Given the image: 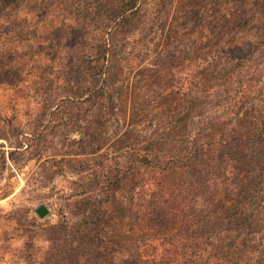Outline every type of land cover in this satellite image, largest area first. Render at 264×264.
Listing matches in <instances>:
<instances>
[{
	"label": "rangeland",
	"instance_id": "1",
	"mask_svg": "<svg viewBox=\"0 0 264 264\" xmlns=\"http://www.w3.org/2000/svg\"><path fill=\"white\" fill-rule=\"evenodd\" d=\"M109 1L0 0V264L68 263L64 251L73 230L90 220L87 203L101 198L106 165L128 160L127 150L109 144L126 128L140 140L160 138L158 99L169 91L176 107L197 101L184 137L192 156L180 155L179 180L219 174L228 202L241 205L240 219L215 231L207 226L210 190L200 182L194 217L207 223L221 264H264V24L234 33L227 53L205 57L203 80L184 62L198 35L192 15L165 44L176 0H140L126 31L106 27L118 20ZM211 5L201 0L204 16ZM102 39L107 51L97 59ZM211 43L199 46L206 51ZM226 140L240 144L237 153L222 146ZM242 148L246 165L239 168ZM140 178L120 180L118 206L129 207L145 189L147 173ZM40 204L42 217L34 212ZM159 236L170 235L148 236L144 256Z\"/></svg>",
	"mask_w": 264,
	"mask_h": 264
},
{
	"label": "trees",
	"instance_id": "2",
	"mask_svg": "<svg viewBox=\"0 0 264 264\" xmlns=\"http://www.w3.org/2000/svg\"><path fill=\"white\" fill-rule=\"evenodd\" d=\"M209 1L212 2L213 12L204 16L200 8L201 0H176L164 39L167 45L179 34L180 29L183 30L184 25L188 24L189 16H193L197 22L193 27H197L198 35L193 47L184 57V62H191L193 76H199L203 80L208 79L210 68L205 57H210V54L213 57L218 53L225 54L233 48L230 43L235 41L234 33L244 30L247 33L264 24V0ZM109 2L114 3L118 9V20H113L112 24L106 27L126 31L132 15L137 13L140 0ZM247 13L249 17L242 16ZM255 16L254 22L258 24L256 27L251 26ZM249 24L251 28L246 29ZM260 31L263 34L257 32L254 36L259 34L264 37V25L260 27ZM204 40H212L206 51H202L199 46ZM106 51L107 44L105 39H102L101 43L96 45L97 59L100 55L104 58ZM170 65L168 63L166 69ZM171 93L169 91L158 99L162 103L158 105L165 129L160 138L140 140L131 128H126L109 144L114 151L127 150L128 160L125 165H106L107 172L99 194L101 198L90 199L92 202L87 203L90 220L73 230L74 237L64 251L68 263L65 260L63 264H221L223 257L220 259L216 256L212 248L213 236L207 232V226H213L215 231H218L225 224L231 223L232 218L239 220L241 205L235 207L228 202L229 198L220 186L223 183L219 174L214 179L209 171H205L200 181L179 180L178 168L182 162L180 155H186L188 149L184 146V137L187 135L189 119L194 115L197 101L185 98L181 107H176ZM224 144L231 146L235 153L240 147V144H235V140H226L222 142V146ZM239 153L241 156H238L237 163L241 168L246 165L244 158L247 153H244L243 148ZM157 154L160 155L159 159H153ZM190 156L192 154L186 155L185 158ZM216 160L217 155L214 152L210 165H215ZM144 173H147L149 180L145 189L134 193L129 207L118 206L114 194L120 188V180H140V174ZM238 181L242 183V179ZM200 182L201 186L205 184L210 190L207 210L213 216L208 225L200 216L197 219L194 217L191 207L192 199L200 189ZM231 210L234 212H230ZM162 233L170 236L156 237L157 245L151 257L144 256L141 249L144 241L148 236Z\"/></svg>",
	"mask_w": 264,
	"mask_h": 264
},
{
	"label": "water",
	"instance_id": "3",
	"mask_svg": "<svg viewBox=\"0 0 264 264\" xmlns=\"http://www.w3.org/2000/svg\"><path fill=\"white\" fill-rule=\"evenodd\" d=\"M34 212L38 217H42L47 213V209L44 205L40 204L36 208H34Z\"/></svg>",
	"mask_w": 264,
	"mask_h": 264
}]
</instances>
